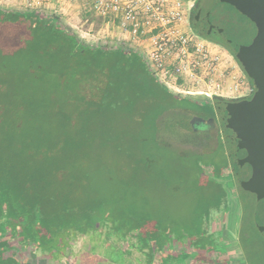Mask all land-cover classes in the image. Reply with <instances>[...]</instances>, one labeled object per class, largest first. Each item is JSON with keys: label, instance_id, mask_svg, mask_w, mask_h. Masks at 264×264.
Wrapping results in <instances>:
<instances>
[{"label": "trees", "instance_id": "16d2710c", "mask_svg": "<svg viewBox=\"0 0 264 264\" xmlns=\"http://www.w3.org/2000/svg\"><path fill=\"white\" fill-rule=\"evenodd\" d=\"M215 101L174 92L133 48L0 8V232L60 262L80 238L119 264L222 261L225 216L245 207L220 179L223 141L212 135L209 152L164 137L201 133L187 121L213 116Z\"/></svg>", "mask_w": 264, "mask_h": 264}, {"label": "rangeland", "instance_id": "374dc122", "mask_svg": "<svg viewBox=\"0 0 264 264\" xmlns=\"http://www.w3.org/2000/svg\"><path fill=\"white\" fill-rule=\"evenodd\" d=\"M5 1L2 0V2H0V8L19 11L33 10L45 15H55L58 18L60 24H62L66 29L75 33L79 40L89 45H104L109 47L127 46L141 52L144 57H147L153 48V44H151L149 41H145L143 43H128L126 41H122L121 34L119 32L118 16L108 15L100 17L92 7H88V5L85 3H68L66 1L63 2L62 0L61 3L64 5V7H6L4 4ZM198 1L199 0H183L184 3L182 5V11L185 13V22L188 24L189 29L192 30L196 35L195 39L202 42H206V40H208L207 42H210L211 39L199 36L196 33V30L193 28L191 11ZM218 46L225 49V47L222 45ZM226 51L231 55L232 59H234L238 69V77L239 79H242V87L238 93L241 92L249 96L252 87L247 75L238 61L235 59L234 55L231 54L227 49ZM192 58L193 56L190 59ZM173 63H175L174 58L166 59L164 68L167 67L170 69ZM169 73L171 74L164 76L162 71H157L156 76L164 83L166 81L169 84L170 89H172L174 92L180 93L182 95H194L199 99L208 97L214 101L216 100L214 99V95L206 96L204 94L197 93V91L202 89L207 90L208 81L204 72L197 70L194 71L193 75H176L170 69ZM175 88H178V90ZM209 88V91L213 90L211 89L210 85ZM238 93L236 92L235 95ZM217 97H221L225 100L240 98L234 96ZM176 118L177 116L175 115L166 116L167 121H174ZM164 132V137L173 143L183 144L193 148H201L209 152L217 145L215 140H210L212 135L217 137L220 136L222 140L219 127H216L211 132L200 131L201 133L199 134L188 133L185 130H178L175 128L167 130L165 129ZM217 158L221 164H228L224 145L223 148L220 149ZM221 176L222 177L220 179L224 183L223 187L226 188L228 194H232L237 202L243 201V203H245L244 208L240 206L241 212L238 211L237 207H234V215H226L222 225L223 232L225 233V231H228L230 233L225 237V239L230 241L236 249L234 259L237 264H264V236L258 230L254 222L256 195L254 192L245 190L238 184L236 185L235 177L231 174L230 167L222 170ZM230 216H233V218L230 219ZM229 219L231 225L227 223ZM94 244L95 243L89 239H78L72 248L73 251L71 252L70 257L66 260H63L60 264H119V255H116L113 250H110L112 248L109 249L108 245L97 246Z\"/></svg>", "mask_w": 264, "mask_h": 264}, {"label": "water", "instance_id": "95a60500", "mask_svg": "<svg viewBox=\"0 0 264 264\" xmlns=\"http://www.w3.org/2000/svg\"><path fill=\"white\" fill-rule=\"evenodd\" d=\"M194 20L203 36L219 34L253 89L250 97L215 101L214 116L187 123L195 132L218 125L231 174L256 195L254 222L264 236V0H201Z\"/></svg>", "mask_w": 264, "mask_h": 264}, {"label": "built area", "instance_id": "2783aa9c", "mask_svg": "<svg viewBox=\"0 0 264 264\" xmlns=\"http://www.w3.org/2000/svg\"><path fill=\"white\" fill-rule=\"evenodd\" d=\"M61 1L6 0L4 4L6 7H64ZM64 1L85 3L102 16H118L122 41L128 43L149 41L153 44V48L145 58L155 75L157 71H162L164 76L170 75V69L176 75H193L194 71L199 70L206 74L208 85L207 90H199L198 94L247 97L246 94L238 93L242 87V79H239L234 59L226 49L212 41L202 42L195 39L196 35L185 22V13L182 11L183 0ZM192 56L193 58L190 59ZM169 58H174L175 63L170 69L164 68L165 60ZM165 84L170 88L166 81ZM209 85L212 91L208 90Z\"/></svg>", "mask_w": 264, "mask_h": 264}, {"label": "flooded vegetation", "instance_id": "af4514ba", "mask_svg": "<svg viewBox=\"0 0 264 264\" xmlns=\"http://www.w3.org/2000/svg\"><path fill=\"white\" fill-rule=\"evenodd\" d=\"M200 3H201V0H199L198 3L194 5V8L191 11L194 26H195L194 15L200 6ZM214 32L215 31L212 30L208 36H203L201 34V32L199 31V29L196 27V33L203 38L211 39L209 37L214 36ZM215 33H217V32H215ZM211 41L215 42L213 39H211ZM215 43H217V42H215ZM248 80H249V78H248ZM201 117L208 118L211 116H207V117L201 116ZM216 127H218V125ZM5 239H8L9 243L4 245V246H0V264H5L3 262H8V261L12 262L13 259H14V261H18L20 264H60L63 260L68 259L70 257V254H71L69 252V250H67V251H65V254L67 256L65 258H63L61 262L60 261H54L47 256L36 253L34 251V245L33 244L27 245L25 243H22L21 241H18L17 238H15V237H13V238L10 237L8 232H5V231L0 232V241L5 240Z\"/></svg>", "mask_w": 264, "mask_h": 264}, {"label": "crops", "instance_id": "0c3cea01", "mask_svg": "<svg viewBox=\"0 0 264 264\" xmlns=\"http://www.w3.org/2000/svg\"><path fill=\"white\" fill-rule=\"evenodd\" d=\"M191 6H192V4H191ZM230 212H231V214L234 215V210L232 209V206H231V209H230V211L228 213L230 214ZM228 213H227V215H228ZM229 218L232 219L233 216L232 217L230 216ZM230 219L227 222L229 225H231ZM228 234H230L228 231H225V233L223 232V238L226 241V244L228 245L227 250L224 251L225 253H224V255H222V259L223 260L222 261H216L215 264H237L236 261H235V259H234L235 258L236 249H235L234 245L230 241H228V240L225 239V237ZM72 251H73V249H72ZM200 264H203V263H200Z\"/></svg>", "mask_w": 264, "mask_h": 264}]
</instances>
